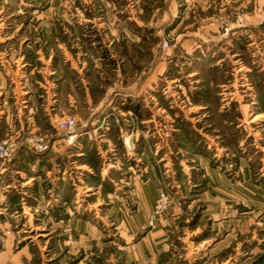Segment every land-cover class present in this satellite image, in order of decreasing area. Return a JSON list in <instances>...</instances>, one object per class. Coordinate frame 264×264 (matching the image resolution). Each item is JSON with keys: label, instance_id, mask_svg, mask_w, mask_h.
<instances>
[{"label": "rangeland", "instance_id": "1", "mask_svg": "<svg viewBox=\"0 0 264 264\" xmlns=\"http://www.w3.org/2000/svg\"><path fill=\"white\" fill-rule=\"evenodd\" d=\"M3 142L0 264H264V0H0Z\"/></svg>", "mask_w": 264, "mask_h": 264}, {"label": "built area", "instance_id": "2", "mask_svg": "<svg viewBox=\"0 0 264 264\" xmlns=\"http://www.w3.org/2000/svg\"><path fill=\"white\" fill-rule=\"evenodd\" d=\"M78 125V120L75 116H69L66 119L61 120L58 122V126L61 130L72 133L76 129ZM36 149H45L43 146V142L39 143L35 146ZM17 147L16 144L13 142H3L0 143V159L4 161H9L10 159L14 158L16 155ZM168 205V196L165 193H161L159 200L155 206L154 216L160 215Z\"/></svg>", "mask_w": 264, "mask_h": 264}, {"label": "crops", "instance_id": "3", "mask_svg": "<svg viewBox=\"0 0 264 264\" xmlns=\"http://www.w3.org/2000/svg\"><path fill=\"white\" fill-rule=\"evenodd\" d=\"M26 102H27L26 100H23V101H22V103H23V104H25ZM4 107H5V106H4ZM23 108H27V106H26V105H24V106H23ZM19 155H20V154H19ZM16 160H19V161H20V160H21V158L19 157V158H18V159H16ZM19 161H18V162H16V161H15V163H13V162H8V163H9V164H8V166H9V167H11V166H14L15 164L17 165V163H19V164H20V162H21V161H20V162H19ZM9 167H8V168H9Z\"/></svg>", "mask_w": 264, "mask_h": 264}, {"label": "trees", "instance_id": "4", "mask_svg": "<svg viewBox=\"0 0 264 264\" xmlns=\"http://www.w3.org/2000/svg\"><path fill=\"white\" fill-rule=\"evenodd\" d=\"M23 167V166H22Z\"/></svg>", "mask_w": 264, "mask_h": 264}]
</instances>
